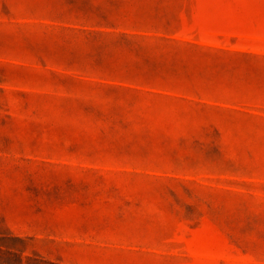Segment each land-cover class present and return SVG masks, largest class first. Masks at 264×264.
<instances>
[{
  "label": "rangeland",
  "instance_id": "374dc122",
  "mask_svg": "<svg viewBox=\"0 0 264 264\" xmlns=\"http://www.w3.org/2000/svg\"><path fill=\"white\" fill-rule=\"evenodd\" d=\"M0 264H264V0H0Z\"/></svg>",
  "mask_w": 264,
  "mask_h": 264
}]
</instances>
